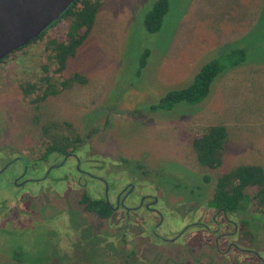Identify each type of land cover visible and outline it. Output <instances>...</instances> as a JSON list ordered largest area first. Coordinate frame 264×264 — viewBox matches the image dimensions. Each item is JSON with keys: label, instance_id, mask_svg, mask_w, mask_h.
Returning <instances> with one entry per match:
<instances>
[{"label": "rangeland", "instance_id": "obj_1", "mask_svg": "<svg viewBox=\"0 0 264 264\" xmlns=\"http://www.w3.org/2000/svg\"><path fill=\"white\" fill-rule=\"evenodd\" d=\"M156 1L101 0L90 32L65 64L85 83L40 102L30 100L43 91V67L59 89L48 48L61 40L65 21L0 62V166L14 157L34 164L47 141L40 127L53 123L50 133L78 138L73 149L81 168L110 172V192L134 183L126 203L142 194L159 198L160 216L137 210L103 220L84 211L79 199L87 191L74 186L73 160L58 157L50 169L52 154L25 174L45 181L18 189L12 178L23 166L14 161L0 174V264H264V231L251 212L231 214L239 229L217 245L202 227L184 230L188 223L213 227L206 201L217 175L264 166V0H167L160 29L149 34L143 17ZM236 49L244 60L222 69L201 102L150 110L166 93L187 87L204 64ZM30 84L39 90L24 94ZM214 125L225 127L227 140L219 168L208 170L197 164L190 141ZM85 184L90 197L100 194L98 182ZM215 217L219 232L231 231ZM157 220L155 236H178L175 242L151 235ZM231 242L235 248L222 255Z\"/></svg>", "mask_w": 264, "mask_h": 264}, {"label": "trees", "instance_id": "obj_2", "mask_svg": "<svg viewBox=\"0 0 264 264\" xmlns=\"http://www.w3.org/2000/svg\"><path fill=\"white\" fill-rule=\"evenodd\" d=\"M100 2L101 0H74L58 19L33 39V42L37 41L48 28H52L61 20L65 21V30L63 29L61 40L52 42V46L48 48L50 54L48 58L55 64L51 75L58 77L53 82L59 89L53 87L51 77L47 75L49 71L43 67L45 75L38 80L39 86H43V91L30 102H40L47 96L55 95L67 88L73 82L85 83V79L78 73L67 72L65 64L68 59L73 58L76 49L81 46L90 32ZM167 11L168 1L157 0L143 17L144 30L149 34L158 32ZM147 55L146 50L141 54L139 69L144 66ZM244 57V50L236 49L207 62L196 72L187 87L166 93L156 105L150 107V110H169L179 102L188 104L201 102L207 95L215 76L225 67L241 63ZM33 90H39L37 84L28 85L26 89H23V92L27 94L28 91L33 92ZM40 129L47 141H45L46 147L35 163L40 162L39 164H41L48 161L52 154L54 155L52 164H55L54 159L63 158L68 150L74 148L78 139L73 136L72 138L59 137L57 132L50 133L53 129L56 130V125L53 123L43 124ZM226 140L227 132L221 125L208 126L198 136L192 137L190 146L197 164L208 170H217L222 161ZM24 160L22 158L20 162L27 163ZM34 164L29 165L34 166ZM98 195L90 197L88 194H82L79 202L83 205L84 211L92 213L100 219H108L111 215L109 205L104 199L98 198ZM206 206L225 215L251 212V218L259 221L264 231V166L238 165L217 175Z\"/></svg>", "mask_w": 264, "mask_h": 264}, {"label": "flooded vegetation", "instance_id": "obj_3", "mask_svg": "<svg viewBox=\"0 0 264 264\" xmlns=\"http://www.w3.org/2000/svg\"><path fill=\"white\" fill-rule=\"evenodd\" d=\"M30 43L33 44V40H31L30 42H28L24 46L29 45ZM23 47H21V48H23ZM21 48L12 51L11 53H9L1 61L6 60L9 56L13 55L15 52L19 51ZM77 151L78 150H75V149L68 150L67 153H66V155L63 157V164L69 158L73 160V162H74V169H75L74 170V175H75V180H76L74 186H83L84 188H86L87 194H88V190L87 189H88V186L89 185H86L85 184L86 182H88V181H94V182H98L102 186V189L100 191V194L98 195L99 196L98 198L104 199L106 201V203L109 205V208L111 210L110 217L113 214L121 213L124 216V218L127 219L130 215H132L133 212H135L137 210H143L144 213H146V214L151 213V214L156 215V217L158 219V217L160 216L159 213L161 211V209H160V204L161 203L159 204V202L161 200L159 198H156V197L152 196L151 194H142L133 203H126V201L128 200V198L130 197V195L136 191V188L134 187L135 186L134 183L133 184L127 183V184L123 185L121 187V189H119L117 192H114L113 189L110 192V189L108 188V185L105 182L107 180L106 177H105V175L110 174V172H108L107 174H105V170L103 169L101 171V176H99V175L93 174L90 171H87L88 169L81 168L80 167V158H77V156H76V154H77L76 152ZM81 154H82V157H81V159H82L83 158V153H81ZM21 160H22V157H14V158L10 159V161H7L4 165L0 166V174L3 171H5V169L7 168V166H9V164H11L14 161L20 162ZM21 164H22L23 168H22L20 174H17V175H15L12 178V180H13L12 185L14 187H16L18 189H21V187H23L25 183L29 182L32 185L31 186V189L33 190V188H32L33 185H38L39 183L45 181V179H46L47 176L45 178H42V177L33 178V179L25 178V174H26L27 168L30 165H29V163H23V162ZM58 165L59 164H53V165L50 166V169L55 168ZM30 167H33V166H30ZM84 167H86V165H84ZM80 182H83L82 185H80ZM103 190H104V192H103ZM21 192H24V191H21ZM111 193H112V196H111ZM217 214L218 215L219 214L221 215L222 221L224 223H226L227 225H230L231 231H229V232H226V231L225 232H221L220 231L219 232V230L221 229L222 226L216 222L215 215H217ZM234 214H232V215H234ZM230 215L231 214L225 215L223 213H218V212H215L214 211V215H212V217H211V224H213V227L211 229L206 228L207 226H210L209 224H204V223H196V224L188 223V224H186V227H185L184 230H186L187 228H189L191 226H199V227H202L205 232L212 233V234L215 235L214 236V239H213V243L215 245H217V241L220 238L232 236L236 232V230L239 229L238 228V224L236 222L232 221ZM110 217L108 219H103V220H109ZM157 222L158 223H155L154 225H152V227H151L152 229H150L151 235L155 239H157L159 242H164V243L165 242H175L176 239L178 238V236L177 237L176 236L173 237L171 241H169L167 239L160 238L157 235H156L157 237L155 236V231L158 229V226L161 223L158 220H157ZM203 224H204V226H203ZM234 245L235 244L232 243V242L231 243H228L225 246L224 252H221V254L222 255H226L231 248H235ZM250 253H252V252H250ZM258 260H261V259H258Z\"/></svg>", "mask_w": 264, "mask_h": 264}, {"label": "water", "instance_id": "obj_4", "mask_svg": "<svg viewBox=\"0 0 264 264\" xmlns=\"http://www.w3.org/2000/svg\"><path fill=\"white\" fill-rule=\"evenodd\" d=\"M74 0H0V61L39 36Z\"/></svg>", "mask_w": 264, "mask_h": 264}]
</instances>
